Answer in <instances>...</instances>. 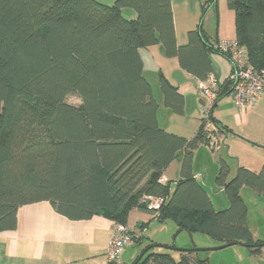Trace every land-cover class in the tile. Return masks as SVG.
Listing matches in <instances>:
<instances>
[{
	"label": "trees",
	"instance_id": "16d2710c",
	"mask_svg": "<svg viewBox=\"0 0 264 264\" xmlns=\"http://www.w3.org/2000/svg\"><path fill=\"white\" fill-rule=\"evenodd\" d=\"M225 3L234 14L235 42L254 70L264 72V0ZM124 9L135 17H123ZM199 33L202 41L196 30L187 45L177 46L171 0H115L112 6L0 0V233L14 231L18 210L35 203L48 202L70 221L103 214L126 225L131 210H146L140 200L154 197L163 200L157 221L172 219L189 235L206 234L260 254L263 245L253 244L241 190L264 196V165L258 172L238 167L229 179L230 167L219 158L214 183L229 206L216 212L192 172L193 152L208 144L206 133L185 140L163 131L143 77L140 51L156 45L197 81L213 75L209 53H221L213 48L218 41L201 26ZM159 87L164 107L182 115L183 97L162 76ZM69 96L80 104H67ZM222 98L219 91L212 110ZM218 131L225 128L218 125ZM181 153L171 192L160 178ZM154 248L147 247L138 264L208 263L196 254L172 256Z\"/></svg>",
	"mask_w": 264,
	"mask_h": 264
},
{
	"label": "crops",
	"instance_id": "0c3cea01",
	"mask_svg": "<svg viewBox=\"0 0 264 264\" xmlns=\"http://www.w3.org/2000/svg\"><path fill=\"white\" fill-rule=\"evenodd\" d=\"M208 1L171 0L177 46L187 45L188 33L196 31L203 6ZM231 13L232 22L226 21L228 23L224 31L216 38L218 42L235 41L234 14ZM140 56L143 77L158 103L157 122L163 131L185 140L193 139L199 131H218V125L229 131L221 134L223 145L219 152L212 153L204 145L193 152L192 172L198 183L204 188L215 185L219 158L224 159L230 167L229 179L235 176L238 167L253 172L261 169L264 165V95L252 107L243 110L233 105L231 95L224 97L211 112L214 122L211 119L207 121L202 111L204 99L198 90V81L180 68L177 59L165 57L157 45L142 49ZM209 59L212 74L220 89L232 76L233 66L221 53L211 52ZM223 59L231 65L232 72L221 85ZM160 76L183 97L182 115L171 113L164 107L159 87ZM182 157L183 153L179 154L160 178L164 180L162 184L169 185L171 192L179 178ZM138 211L131 210L126 220V226L132 230L136 239L127 246L117 264H133L136 260V252H130V247L140 244V230L145 220L138 217ZM132 215H137L138 219L132 221ZM114 224L103 214L89 220L70 221L57 214L48 202L21 207L17 213V228L0 233V264H108L106 253ZM183 248L188 247L185 245Z\"/></svg>",
	"mask_w": 264,
	"mask_h": 264
},
{
	"label": "rangeland",
	"instance_id": "374dc122",
	"mask_svg": "<svg viewBox=\"0 0 264 264\" xmlns=\"http://www.w3.org/2000/svg\"><path fill=\"white\" fill-rule=\"evenodd\" d=\"M107 6H112L115 0H97ZM215 8L209 9L202 20L201 29L211 40H216L220 33L224 31L226 24L232 22V13L227 9L225 0H216ZM122 15L126 19H133L134 13L128 9L122 10ZM228 21V22H226ZM222 76L220 84H224L229 78L232 67L225 60H222ZM66 103L78 106L80 100L76 96H69ZM211 200L212 206L216 212L228 208L229 203L223 191H220L216 185L205 188ZM241 198L247 208V227L252 234L253 244L260 242L259 255H251L248 248L242 245H232L217 251H205L197 253L199 260H206L207 264H264V196L257 195L248 188L241 190ZM138 214L145 220L140 230L141 242L136 246L130 247V252H136V258L149 246L155 245L154 251L157 253H169L176 256L174 251L165 249L173 246L175 249H212L221 246V242L206 234L180 231L177 224L172 219L157 221L153 212L139 209ZM152 216V218H151ZM137 215H132L131 220L136 221ZM130 245V244H129ZM128 245V246H129ZM188 248H183V247ZM127 248V246H126ZM125 248V249H126ZM127 250V249H126ZM135 258V259H136ZM176 258V257H175ZM127 263V262H126ZM129 264V263H128Z\"/></svg>",
	"mask_w": 264,
	"mask_h": 264
},
{
	"label": "built area",
	"instance_id": "2783aa9c",
	"mask_svg": "<svg viewBox=\"0 0 264 264\" xmlns=\"http://www.w3.org/2000/svg\"><path fill=\"white\" fill-rule=\"evenodd\" d=\"M215 50L226 54L234 69L237 71V86L231 94L233 105L243 110L252 107L257 99L264 95V72H256L248 61L245 50L239 47L235 41L218 42L214 44ZM235 75L232 74L230 80H234ZM198 90L203 97L202 111L205 120L211 119L213 105L219 95V85L213 75H209L206 80L198 81ZM208 144L206 148L212 153L219 152L223 145L222 135L218 131H210L206 133ZM160 183L164 180L160 179ZM140 204L144 205L146 210L153 212L157 217L159 210L163 204V200L154 197H143ZM134 237L132 230L126 225L114 224L112 236L109 240L108 250L106 253L108 264H117L120 262L126 246L131 244Z\"/></svg>",
	"mask_w": 264,
	"mask_h": 264
},
{
	"label": "water",
	"instance_id": "95a60500",
	"mask_svg": "<svg viewBox=\"0 0 264 264\" xmlns=\"http://www.w3.org/2000/svg\"><path fill=\"white\" fill-rule=\"evenodd\" d=\"M214 1L215 0H211V2L208 4V7L206 8V11L205 12H207L211 8V6H212V4H213ZM204 15L201 16L200 21H199V24H198L197 29H196L197 30V36H198V38H199L200 41H202V38H201V35L199 33V28L201 26V23H202V20H203ZM204 46L207 49H210V47L208 45L204 44ZM234 75H235V78H234V80H233L232 83L230 81H228V82H226L224 84L223 88L220 91V95L221 96L227 97V96H230L234 92V90H235V88L237 86V82H238V79L236 77V75H237L236 69H234ZM211 120L213 121L212 116H211ZM225 133H229V131L225 129ZM152 247H156V246H152ZM226 247H229V245L224 244V245H221L219 247L212 248V249H197V248H194V247H192L191 249H175L173 246H171V247H165V249L170 250V251H175V252H181V253L197 254V253L205 252V251H217V250L224 249ZM146 251L147 250L145 249L142 252V254L139 257H137V259L135 260V262L133 264H138V262L142 259V257L146 253Z\"/></svg>",
	"mask_w": 264,
	"mask_h": 264
}]
</instances>
